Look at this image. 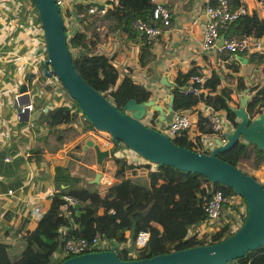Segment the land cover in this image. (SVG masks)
Masks as SVG:
<instances>
[{
    "label": "trees",
    "instance_id": "trees-1",
    "mask_svg": "<svg viewBox=\"0 0 264 264\" xmlns=\"http://www.w3.org/2000/svg\"><path fill=\"white\" fill-rule=\"evenodd\" d=\"M229 1L230 7H234L237 2L236 0ZM151 4V0H118L114 6L111 4L106 6L102 18L104 20L109 19L111 25L118 31L124 30L129 36H134V31L130 28L132 20L136 17H147L152 7ZM76 8L79 14L77 22L80 27L73 30L71 36L66 38L69 56L79 75L90 83L95 90L99 91V88L106 87L107 80H111L114 71L107 62L102 64L104 58L100 53H95L92 50L96 49L98 43L92 25L94 16L88 13L85 6L80 3L76 5ZM227 29L225 34L252 33L257 36L262 35L264 34V16L262 17L256 12L240 14L230 22ZM71 49H74L72 54ZM80 50L82 53L78 54ZM261 57L262 54L252 52L250 61L256 63L258 60L260 61ZM193 70L194 68L191 67L181 76H187ZM218 76L212 72L210 76L205 77L203 84L205 93L195 96L179 89L178 84L181 83V80L175 81L169 89V94L173 95V100H171L173 109L194 106L195 101L201 98L204 103L209 104L214 109H223L232 125H236L237 120H235V115L229 106L237 105L234 94L242 91L244 84L239 78L234 93L226 88L212 93L219 84ZM120 81L118 86L110 91L112 104L117 108L120 109L122 102L127 98H133L134 101H146L149 97L150 91L141 84L133 83L126 74L121 76ZM62 94L69 97L65 90ZM103 95L107 97L106 94L103 93ZM72 102L73 104L70 106L59 101L46 107V111L39 108L33 125L34 132L38 133L37 136L45 140L49 138L64 141L71 139L77 131L70 125L75 119L76 113L80 111L75 102ZM246 102V111L249 116L264 111V84L254 89L250 99ZM83 120L85 125L81 129L91 128V124L86 119L83 118ZM37 125H40L41 131ZM208 125L205 118L198 114L194 127L197 139L202 133L210 131ZM171 140L177 145L190 148L193 152L197 149V146L194 147L189 142L184 131L173 136ZM114 149L115 146L109 150V154L115 164L112 175L116 180L106 186L101 182L97 184L87 182L80 176H70L69 171L62 165L54 166L51 180L59 190L62 192L82 188L87 190V196L84 200L76 199L73 205H67L65 208L73 226L68 225L65 230L61 231V229L49 227L44 219L37 221L30 228L29 233L20 235L8 243L0 242V264H56L64 257H54L51 254L52 247L56 244L60 245L63 239L69 236L89 238L94 232L102 233L106 241L104 246L94 250L106 249L114 243H119V247L115 250L122 260L147 258L154 253L171 252L174 249L190 245L219 241L231 233L232 230L228 229L227 222L220 224L212 233H197L196 230L187 233L186 229V224L191 223L194 229L199 220L205 218L200 202L202 199L216 189L221 191L225 197L234 194L230 187L212 182L198 173L180 170L168 165L156 164L152 168L149 164H140V169L144 167L142 169L145 171L124 176L132 164L113 154ZM85 152L86 150L83 151V154ZM4 153L6 152L3 148L0 149V165L4 163L2 157ZM217 157L238 167V164L242 162L245 167L256 169L264 162V150L257 148L253 142L244 143L238 140L228 149L221 151V153L217 152ZM1 173L5 176L8 174L6 171ZM93 173V170H90L87 175L92 176ZM102 189H107L105 197L100 194ZM105 199L120 204L123 212L121 220H115L117 212L114 207L113 214L105 211V215H95V209L99 205L104 206ZM223 205L224 207L227 206L225 202ZM56 211V207L50 209V212L55 213ZM245 213L246 208L240 215V222ZM140 229L149 232V239L142 247L134 248V235ZM225 264H264V246L248 250L243 256L236 257Z\"/></svg>",
    "mask_w": 264,
    "mask_h": 264
},
{
    "label": "crops",
    "instance_id": "crops-1",
    "mask_svg": "<svg viewBox=\"0 0 264 264\" xmlns=\"http://www.w3.org/2000/svg\"><path fill=\"white\" fill-rule=\"evenodd\" d=\"M78 1L80 4L83 1L92 2V0ZM156 1L170 10L171 26L168 31L159 34L152 44L145 47L136 45V31L131 29L134 31V36H129L127 31H118L113 26L110 30L107 29V40L99 41V45L97 43L94 52L101 53L100 55L104 58L102 64L107 62L114 71L111 80H107L106 87L99 88V91L106 94L111 103L112 97L108 90L109 88L114 90L118 86L123 74H126L133 83L141 84L145 89L150 88L149 96L155 98V101H161L169 91V85L180 80L182 72L188 66L201 67L209 61L207 54L198 49L200 27L204 22L202 12L205 0ZM236 1L237 4L245 7L246 13L256 12L264 16V0ZM13 3V0H0V149L3 148L6 152L2 156L4 163L0 165V168L8 173L5 176L2 175V171L0 172V182H2L0 185V242L6 243L29 233L33 224L41 219H44L49 227L58 228L61 231L68 225L73 226L65 212L62 194L70 195L74 203L76 199L84 200L87 190L84 188L63 192L59 190L51 180L54 166L62 165L69 171L70 176H80L87 182H90L93 174L99 173V182L104 186L116 180L112 175L115 164L109 152L97 164L93 146L86 145V141L90 139L94 145L103 148L100 141L88 133V128L81 129L85 125L82 117L78 116L80 119L75 117L70 126L77 133L65 141L41 139L37 136L38 133L34 132L33 125L39 108L54 105L60 100L56 92L49 91V86L41 88L35 84L36 88L31 91V95L30 91L27 93L34 107V110L29 113V122L14 119L12 105L14 95L18 93L17 88L20 83H23L28 73H31L28 88L32 85L30 79L35 74L30 62H36L35 54L42 52V45L38 33L36 35L29 28L20 29L18 22L21 24L23 19L13 12ZM96 20H99V23L104 19L102 16H95L94 24ZM113 36L116 37L114 51L108 55L109 43L112 41L109 38ZM114 57L116 64L112 65L110 61ZM258 64L252 63L253 85L250 88L253 90L262 83V81L254 80L262 70V67L258 69ZM98 73L100 74V71ZM57 87L58 92L63 93L60 86ZM25 99L26 97L22 100ZM161 104L164 105V103ZM39 126L37 125V128L41 131ZM84 150L86 152L83 154ZM133 155L135 154L132 152H126V155L121 158L128 162V158L130 156L133 158ZM142 168L138 167L136 173L145 171ZM90 170L94 172L92 176L87 175ZM249 174L264 182V162L260 167L251 169ZM8 189L10 192H7ZM106 191L107 189L100 191L102 197H105ZM104 204L95 209L96 216L105 215L108 208L105 206H110L117 212L115 220H121L123 212L119 203L105 199ZM53 207L57 209L55 213L50 212ZM213 223L202 218L194 229L192 224L188 223L186 224L187 233L192 230H196L197 233H212L215 226ZM57 247L59 244L52 247V252L56 251Z\"/></svg>",
    "mask_w": 264,
    "mask_h": 264
},
{
    "label": "water",
    "instance_id": "water-1",
    "mask_svg": "<svg viewBox=\"0 0 264 264\" xmlns=\"http://www.w3.org/2000/svg\"><path fill=\"white\" fill-rule=\"evenodd\" d=\"M40 22L44 42V54L51 70L60 82L69 98L73 99L83 117L94 130L106 131L111 140L127 146L138 156L156 163L168 165L180 170L191 171L230 187L244 201L246 213L238 226L219 241L190 245L174 249L171 252H159L150 257L120 259L116 252L119 243L106 249L87 250L66 256L56 264H225L236 257L243 256L248 250L264 246V185L248 172L238 166L217 157V152L228 149L236 141L253 142L257 148L264 150V111L250 117L246 111L250 99L248 88L244 87L238 96L236 106L230 105L237 118V124L225 133L226 141L215 139V145L207 152H193L190 148L177 145L168 136L152 127L144 126L140 120L149 108L157 113L158 119L169 121L173 112L170 93L164 105L157 103L153 97L146 101H134L127 98L121 108L113 105L108 97L85 81L76 71L66 44L62 16L55 0H32ZM92 2H81L90 5ZM95 8H101L95 5ZM76 21L79 16L73 10ZM220 36L219 41L221 40ZM218 41V43H219ZM82 53V50L78 54ZM28 73L20 83L17 103L28 99ZM26 97L25 100H22ZM14 102L12 105L14 106ZM22 121L27 120L25 113ZM86 145L93 146L96 163L107 156V150L94 145L90 139ZM90 182H99V173L93 174Z\"/></svg>",
    "mask_w": 264,
    "mask_h": 264
},
{
    "label": "built area",
    "instance_id": "built-area-1",
    "mask_svg": "<svg viewBox=\"0 0 264 264\" xmlns=\"http://www.w3.org/2000/svg\"><path fill=\"white\" fill-rule=\"evenodd\" d=\"M13 1V12L16 13L17 17L23 19L21 24L18 22V26L20 27V29L29 28L34 33H36V35L38 33L40 35V43L42 45V52H37V54H35L36 62H30V65H32L34 68L33 72L35 76L30 79L33 87L31 85L30 88H28L29 83L27 82V93L30 91L31 95V91L36 88L35 84L41 88L49 86L50 92H56L57 95L60 96L59 101H63V103L64 101H68L69 99H66L62 92H58L57 86H60V82H58V80L56 79L55 74L51 70L50 63L48 62L47 58H45L44 42L40 28L41 26L36 13V9H34L32 3L33 1ZM92 1L93 3L90 5H85V8L88 13H91L95 17L103 16L106 6L108 4L114 6L118 0ZM151 1L152 7L148 13V16L144 18H134L131 22L130 27L137 32V40L135 41L136 45L140 44L141 46L143 45V47L152 44L159 34L163 33L166 30L168 31L171 26V13L168 7L157 2L156 0ZM79 2L80 1L78 0H55V3L57 4L59 12L62 16V28L66 33V38L68 36H71L73 30L79 29L75 27L78 22L76 21L73 14V10H77L76 5ZM229 2V0H205V2H203L204 7L202 14L204 17V22L200 27L201 34L199 38L198 49L201 52L207 54L209 61L205 66L201 67L196 65L188 66L185 71H187L191 67L194 68V70L187 76H181V83H179L178 86L179 89L183 92H190L194 96L201 93L204 94L205 91L203 88V84L205 81V77L210 76L212 72H215L217 75H219V84L218 86H216V90L212 93L218 92L220 89L224 88L229 89L234 93L235 85L240 78L242 79L244 87L248 88V94L250 97L253 93V88H250V86L253 85L252 62L250 61L252 52L262 54L260 61L258 60L256 62L259 63L258 69L262 67V70L254 80L255 82L262 81L260 85L264 84V34L258 36L252 33L225 34V31L228 30L227 26L230 24V22L234 20L236 16L246 13V9L243 5L236 3L234 7H230ZM95 5H99L101 8L97 9L95 8ZM221 35L223 36L219 41ZM109 40L112 41L111 43H109L107 51L108 55L111 54L112 51H114V41L116 40V37H110ZM217 41H219V43ZM110 62L112 65H115V57ZM184 72H182V74H184ZM171 85H173V83L169 85V89ZM146 89L151 91V89L148 87H146ZM168 95L169 91L167 92V94H165L163 100L156 102L160 104L164 103ZM234 95L237 100L238 96L241 95V91L235 93ZM202 100L203 99L198 98V100L195 101L194 106L192 105L186 108L173 109L169 121L158 119L156 111L152 108H149L140 120L142 121L144 126H149L165 133L169 139L184 131L192 146H197L195 152H207L215 145L216 138L220 142V144L226 141L225 133L227 131H230L233 128V125L230 119L227 118L223 109H214L212 106L204 103ZM17 101L18 93L14 95L12 101V103H15L13 106L14 119L21 120L26 113L27 120H25V122H29V113L34 110L32 101H30V99L26 100L23 103H17ZM43 109L46 111V107L41 108V110ZM78 113L82 118H84L80 111ZM198 114L205 118L210 128V131L202 133L199 139L196 138L194 128L196 125V118ZM235 120H237L236 117ZM88 133L91 136L95 137V139H98L100 141L101 147H103V149H106L107 153L115 146L113 154L117 155L119 158L123 157V155H126V152H120L121 143L115 144L106 131L94 130V128L91 127L88 128ZM130 151L134 153L132 150ZM131 157L132 156H130L127 161L132 165L127 169V172L124 173V176L135 174L140 164H149V166L152 168L156 165V163L148 160L146 161L144 160V158L136 156V154L134 156L135 158ZM4 159H7V157H4ZM7 192H10V189H8ZM238 196L239 195L234 193L225 197L223 193L217 189L212 191L206 198L200 201L201 208L205 214V219L209 222H216L223 214V211L227 210L232 213L234 206L240 203L236 199L238 198ZM62 201L65 204V208L69 204L73 205V201L70 195L62 194ZM224 202L227 205L226 207H224L223 205ZM106 212L113 214L114 208L108 207L106 209ZM228 220V229L232 231L240 223L239 216L237 218L234 217L233 220ZM226 221L227 219L224 220V222ZM218 226L215 225V228L217 229ZM148 239V231L144 229L138 230L134 235V248L142 247L146 244ZM105 244L106 241L104 239V235L98 232H94V234L89 238H85L82 236H69L67 238H64L63 242L59 245V247H57V250L51 252V254H53V256L56 258H65V256H73L79 252L100 248V246H104Z\"/></svg>",
    "mask_w": 264,
    "mask_h": 264
},
{
    "label": "rangeland",
    "instance_id": "rangeland-1",
    "mask_svg": "<svg viewBox=\"0 0 264 264\" xmlns=\"http://www.w3.org/2000/svg\"><path fill=\"white\" fill-rule=\"evenodd\" d=\"M98 21L99 20H96V23L94 24V22H93V26H94V32H96V36H97V40H98V45H99V41H102V40H107V29L108 30H110L111 29V27H112V25H111V21L109 20V19H106V20H102V21H100L99 23H98ZM75 27H77V28H79L80 26L77 24ZM93 51H95V49H92ZM72 51H74V49H71V54L73 53ZM95 53H99V52H95ZM101 54V53H100ZM59 82V81H58ZM60 88H61V90H64V88L62 87V85L60 84ZM112 89L111 88H109V92L111 91ZM68 95V94H67ZM64 96H65V98L67 99H69L68 101H64V103H63V101L61 102L62 104H64V105H70V106H72V104H73V102L71 103V101H73V99H71V98H69V97H66V95L64 94ZM76 116L78 117V116H80L79 115V113L77 112L76 113ZM81 117V116H80ZM78 119H80L79 117H78ZM85 119V118H84ZM19 122H21V121H19ZM21 124H24L23 122H21ZM120 152L121 151H124V152H131L130 150H129V148L127 147V146H125L124 144L122 145L121 144V146H120ZM134 154V153H133ZM137 155V154H136ZM133 156H135V155H133ZM138 156V155H137ZM239 165V167H241V169L242 170H245V171H247L248 173H250L251 172V169L250 168H247V167H245V165H242V162L241 163H239L238 164ZM262 183H264V182H262ZM264 185V184H263ZM103 190V189H102ZM240 203H238V204H236L235 206H234V210H233V212L232 213H230L229 211H223V214L221 215V217L216 221V222H214L213 224L214 225H216V226H218L219 224H223V222H224V220L225 219H227V221L226 222H229V220L228 219H234V217H238L239 216V219H240V215L241 214H243V212H244V208H245V204H244V202L241 200V197L240 196H238V198H236ZM230 213V214H229ZM238 215V216H237ZM219 227V226H218ZM214 228V230L216 229L215 228V226L213 227Z\"/></svg>",
    "mask_w": 264,
    "mask_h": 264
},
{
    "label": "bare ground",
    "instance_id": "bare-ground-1",
    "mask_svg": "<svg viewBox=\"0 0 264 264\" xmlns=\"http://www.w3.org/2000/svg\"><path fill=\"white\" fill-rule=\"evenodd\" d=\"M262 171V170H261Z\"/></svg>",
    "mask_w": 264,
    "mask_h": 264
}]
</instances>
